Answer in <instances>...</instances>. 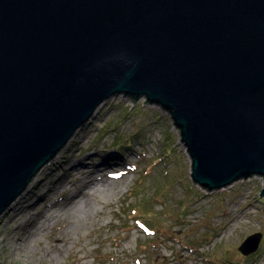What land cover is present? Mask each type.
I'll use <instances>...</instances> for the list:
<instances>
[{
    "label": "water",
    "instance_id": "1",
    "mask_svg": "<svg viewBox=\"0 0 264 264\" xmlns=\"http://www.w3.org/2000/svg\"><path fill=\"white\" fill-rule=\"evenodd\" d=\"M114 96L169 113L207 192L264 182V0H0V218Z\"/></svg>",
    "mask_w": 264,
    "mask_h": 264
},
{
    "label": "rangeland",
    "instance_id": "2",
    "mask_svg": "<svg viewBox=\"0 0 264 264\" xmlns=\"http://www.w3.org/2000/svg\"><path fill=\"white\" fill-rule=\"evenodd\" d=\"M76 133L84 142L72 138L51 161L61 159L55 167L47 165L43 178L27 187L33 198L43 184L65 171L70 158L99 153L104 160L115 151L125 159L133 153L138 157H131L129 164L135 171L114 168L126 174L108 177L115 181L108 192L89 195L87 216L73 221L62 215L24 246L19 260L9 245H0V264H264V182L253 177L213 192L195 185L190 156L168 112L145 98L133 102L114 96ZM67 196L61 190L54 201ZM44 204L38 202L37 215ZM191 209L194 215H189ZM12 216L8 212L0 218V237L21 225L22 220L14 222ZM140 220L152 233L138 226ZM68 221L73 226L70 242L62 245L56 228ZM21 233L12 235L17 240ZM253 234L262 236L261 244L246 257L239 248Z\"/></svg>",
    "mask_w": 264,
    "mask_h": 264
},
{
    "label": "bare ground",
    "instance_id": "3",
    "mask_svg": "<svg viewBox=\"0 0 264 264\" xmlns=\"http://www.w3.org/2000/svg\"><path fill=\"white\" fill-rule=\"evenodd\" d=\"M76 136L79 135L75 133L71 141H73ZM78 140L84 142L83 135L79 136ZM132 154L126 155V158L123 159L117 156V152L110 151L107 153L104 160L99 158V153L86 156L82 159L70 158L69 160H66L67 164L65 171H60V173L57 174L56 179L54 178L52 181H48L47 184H43L38 191L37 198L32 197L35 194L30 192L32 188L29 187L30 189L27 188L22 192L2 214L3 217L9 212L13 215L11 218L14 222L22 220V223L21 225L19 224L9 236L3 238L0 237V245H9L13 250L12 254H14L19 260L25 255L23 252L24 246H29L32 239L36 240L37 237L44 235L43 232L49 230L58 218L62 219V215L65 217L68 216V220L71 219L73 221L76 218L78 219L81 215L87 216L88 207L85 200L88 199L92 192L98 190L102 193L108 192V190L115 184V181L107 179L108 177L112 178L117 172L124 175L126 174L124 171L128 169L135 171V166L129 163L132 160L131 157H138V155ZM59 160L61 159L58 158L57 162L54 161L51 165H47L54 168ZM47 165L46 167H48ZM46 167L40 170L35 179L31 182L33 187L43 178V171ZM117 167H126L127 169L115 172L114 168ZM40 184L41 183L37 186ZM61 190L65 193L68 192V196L65 198H58V201H54L57 192ZM39 201L45 203L44 205L46 206L45 209L41 210L37 215L36 206ZM194 213V209H191L189 215H194ZM72 228V222L62 223L56 228V233L58 236L60 235L59 242L62 243V245H66L70 242L68 234L69 232H72ZM17 231L22 232V235L16 240L12 234ZM17 251L19 254L16 253ZM44 256L50 258L51 255L47 254Z\"/></svg>",
    "mask_w": 264,
    "mask_h": 264
},
{
    "label": "trees",
    "instance_id": "4",
    "mask_svg": "<svg viewBox=\"0 0 264 264\" xmlns=\"http://www.w3.org/2000/svg\"><path fill=\"white\" fill-rule=\"evenodd\" d=\"M133 211H135V210H133ZM138 226L141 227V228H143L147 232H149V233L151 232L152 233V229L148 228L147 225L144 222L141 221L140 223H138ZM237 264H239V263H237Z\"/></svg>",
    "mask_w": 264,
    "mask_h": 264
}]
</instances>
